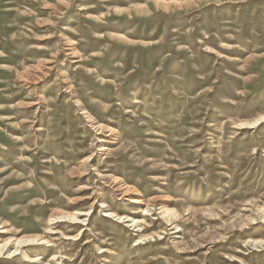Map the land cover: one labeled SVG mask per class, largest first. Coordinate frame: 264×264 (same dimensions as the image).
<instances>
[{
	"label": "rangeland",
	"instance_id": "obj_1",
	"mask_svg": "<svg viewBox=\"0 0 264 264\" xmlns=\"http://www.w3.org/2000/svg\"><path fill=\"white\" fill-rule=\"evenodd\" d=\"M263 116L264 0H0V264H264Z\"/></svg>",
	"mask_w": 264,
	"mask_h": 264
},
{
	"label": "bare ground",
	"instance_id": "obj_2",
	"mask_svg": "<svg viewBox=\"0 0 264 264\" xmlns=\"http://www.w3.org/2000/svg\"><path fill=\"white\" fill-rule=\"evenodd\" d=\"M261 122H264V116L262 118H260L259 120L255 121V122H252V123H249V124H246V125L249 126V127H252V126H256L257 124H260ZM242 126H243V124H242ZM107 216L110 217L111 214H108ZM61 218L64 219V220L67 219L69 222L71 221V222H74V223H77V224L84 223L83 221H80V219L78 217H76V216H69V215H67L66 217H61ZM118 219L121 220V221H124V222L131 223L130 224L131 227L132 226H135L137 224V221L129 220L127 217H119ZM0 229H2V232L0 234H3L2 239L0 238V259L1 258H3V259L5 258V261L3 260V262H8L7 261L8 259H10V258L12 259V258L17 257L18 255H20V253L22 252V250L24 248L30 247V246L31 247L36 246L35 244L36 243H39L42 240L40 238L39 239L38 238H33V239L19 238V237L12 236V235L9 237L10 231L8 229L2 228V227H0ZM68 239L69 238H67V240ZM44 242H45V239H44L43 243ZM255 244H257V242ZM13 250H14V252H12ZM28 252H30V251H28Z\"/></svg>",
	"mask_w": 264,
	"mask_h": 264
}]
</instances>
